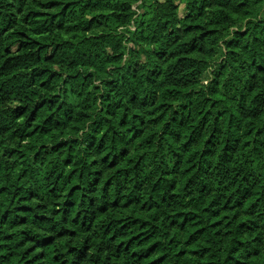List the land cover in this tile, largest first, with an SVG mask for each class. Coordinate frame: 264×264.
Here are the masks:
<instances>
[{
  "label": "trees",
  "instance_id": "obj_1",
  "mask_svg": "<svg viewBox=\"0 0 264 264\" xmlns=\"http://www.w3.org/2000/svg\"><path fill=\"white\" fill-rule=\"evenodd\" d=\"M0 264H264V0H0Z\"/></svg>",
  "mask_w": 264,
  "mask_h": 264
}]
</instances>
